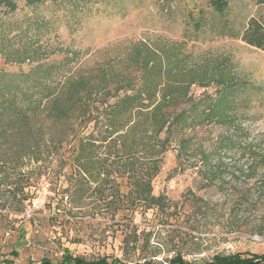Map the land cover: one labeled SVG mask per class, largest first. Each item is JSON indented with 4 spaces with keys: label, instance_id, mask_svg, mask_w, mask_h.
<instances>
[{
    "label": "rangeland",
    "instance_id": "374dc122",
    "mask_svg": "<svg viewBox=\"0 0 264 264\" xmlns=\"http://www.w3.org/2000/svg\"><path fill=\"white\" fill-rule=\"evenodd\" d=\"M215 1L76 0L34 9L21 2L15 13H0L4 32L11 31L4 43L20 30L11 43L26 50L0 55V69L27 70L68 57L72 76L117 79L130 73L126 57L132 48L172 49L182 58L181 70L190 76L186 80L197 81L188 96L194 101L215 97L220 85L211 80L227 76L237 86L238 115L236 131L213 124L187 130L193 151L180 161L175 144L162 155L159 174L151 181L152 194L164 198L160 210L135 199L114 143L97 150L104 161L85 166L103 173L94 182L77 174L73 140L54 147L46 162L7 165L11 176L28 170L33 180L26 200L0 192V264H62L66 256L105 257L121 264H168L180 257L204 264L216 255L264 254V166L252 154L264 150V53L240 39L250 20L264 26V4ZM96 130L94 136L105 127L99 124ZM224 136L234 141L221 149L218 138ZM134 160L148 163L145 152ZM42 183L49 194L43 206L34 207Z\"/></svg>",
    "mask_w": 264,
    "mask_h": 264
},
{
    "label": "trees",
    "instance_id": "16d2710c",
    "mask_svg": "<svg viewBox=\"0 0 264 264\" xmlns=\"http://www.w3.org/2000/svg\"><path fill=\"white\" fill-rule=\"evenodd\" d=\"M75 1L0 0V13L2 16L15 13L21 2L25 7L34 9L47 3L71 5ZM215 3L224 2L216 0ZM257 3L264 4V0H257ZM217 10L221 11L222 5L217 6ZM4 24L0 17V55L7 58L26 52L25 47L11 43L19 38L20 30L10 38L9 44L4 43L6 34L11 32L9 29L4 32ZM240 39L264 53V26L258 21L250 20ZM131 53L126 57L130 73L119 74L117 79L108 74L100 80L91 81L90 77L72 76L68 57L60 63H37L27 70L0 69V192L11 194L12 199L18 196L26 200L28 191L25 190L32 185V171L22 172L20 169L16 176H11L6 166L20 163L26 167L30 162H46L52 156L54 147L57 149L72 140L77 142L72 151L77 174L80 178L97 181L103 173L85 166L93 167L104 161L97 150L105 143H114L119 146V159L124 160L122 176L126 175L128 181H133L135 199L144 203L147 209L160 210L165 207L164 198L152 194L151 181L159 174L162 155L175 144L176 159L180 161L191 150L192 137L187 130H194L203 124L226 129L233 126L232 130L236 131L238 115L234 112V93L237 86L227 76L211 80L220 85L215 97L205 96L194 101L188 96V90L197 81L195 78L186 80L190 76L181 70L182 58L177 51H154L146 44H140L132 48ZM132 69H135L134 72H131ZM200 87L208 86L200 84ZM187 103L186 108L180 107ZM99 124L105 127V131L94 136ZM233 141L228 136L218 138L221 149L233 145ZM140 152H145L147 164H135L136 154ZM252 154L263 167L264 150ZM143 170V176H139ZM2 209L4 205L0 199ZM250 263L264 264V254L250 258L239 254L216 255L204 264ZM2 264L13 262L4 260ZM41 264L51 263L42 260ZM62 264L121 263L105 257L88 261L66 256ZM168 264L189 263L175 257Z\"/></svg>",
    "mask_w": 264,
    "mask_h": 264
},
{
    "label": "built area",
    "instance_id": "2783aa9c",
    "mask_svg": "<svg viewBox=\"0 0 264 264\" xmlns=\"http://www.w3.org/2000/svg\"><path fill=\"white\" fill-rule=\"evenodd\" d=\"M48 189L49 188L47 184L42 183L40 185L39 192L37 196L34 198L33 203H32L34 207H40L44 205L46 198L49 194Z\"/></svg>",
    "mask_w": 264,
    "mask_h": 264
},
{
    "label": "water",
    "instance_id": "95a60500",
    "mask_svg": "<svg viewBox=\"0 0 264 264\" xmlns=\"http://www.w3.org/2000/svg\"><path fill=\"white\" fill-rule=\"evenodd\" d=\"M253 263H256V262H253ZM253 263H250V264H253ZM258 263V262H257Z\"/></svg>",
    "mask_w": 264,
    "mask_h": 264
},
{
    "label": "flooded vegetation",
    "instance_id": "af4514ba",
    "mask_svg": "<svg viewBox=\"0 0 264 264\" xmlns=\"http://www.w3.org/2000/svg\"><path fill=\"white\" fill-rule=\"evenodd\" d=\"M256 262H258V261H256Z\"/></svg>",
    "mask_w": 264,
    "mask_h": 264
}]
</instances>
